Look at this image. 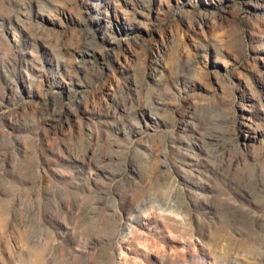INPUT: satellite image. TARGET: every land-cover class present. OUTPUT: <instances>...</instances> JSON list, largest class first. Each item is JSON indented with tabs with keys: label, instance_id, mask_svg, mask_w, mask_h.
<instances>
[{
	"label": "rangeland",
	"instance_id": "obj_1",
	"mask_svg": "<svg viewBox=\"0 0 264 264\" xmlns=\"http://www.w3.org/2000/svg\"><path fill=\"white\" fill-rule=\"evenodd\" d=\"M123 255L264 264V0H0V264Z\"/></svg>",
	"mask_w": 264,
	"mask_h": 264
},
{
	"label": "bare ground",
	"instance_id": "obj_2",
	"mask_svg": "<svg viewBox=\"0 0 264 264\" xmlns=\"http://www.w3.org/2000/svg\"><path fill=\"white\" fill-rule=\"evenodd\" d=\"M170 207H171V206H170ZM176 208H177V207H176ZM155 210H156V209H155ZM158 210H160V209H158ZM165 210H166V209H165ZM162 212H163V211H162ZM156 213H157V212H156ZM159 213H160V212H159ZM159 213H158V214H159ZM171 213H172V212H171ZM146 214H147V213H146ZM160 214H161V213H160ZM163 214H164V213H163ZM163 214L158 215L159 218H161V219H165V218H167L166 216L169 215V214H167V213H166L167 215H166V214L163 215ZM155 215H156V214H154V212H151V214H150V215L148 214L147 217H145V219H147V221L149 222L150 220H152L150 217H154ZM169 216H171V214H170ZM156 218H157V217H156ZM169 218H170V217H169ZM171 218H174V217H171ZM161 219H160V220H161ZM167 219H168V218H167ZM158 220H159V219H158ZM158 220H154L153 222H154L155 224L158 225V224H159ZM160 220H159V221H160ZM168 220L170 221L171 219H168ZM172 220H173V219H172ZM164 221H165V220H164ZM160 222H161V221H160ZM163 223H164V222H163ZM164 226H165V225H164ZM128 228H129V230H128V234L130 235V234L133 232V226H129ZM169 234H171V232H170L169 229L167 228L166 235H167L168 238H171V235H169ZM145 246H147V245H145ZM153 246H154V245H153ZM147 247H148V246H147ZM149 247H150V246H149ZM149 247H148V248H149ZM133 248H135V249H134V250H135V254H141V255H143V257L146 258L145 260L150 259L152 255H155V253H154L155 250L153 251V248H154V247L152 248V250H150V248L148 249V248H145V247H143V246H142V247H139V245H138V246H135V245H134ZM160 248H162V247H160ZM157 249H158V247L156 248V255H157ZM162 249H163V250H162V252H163L165 249H164V248H162ZM158 250H159V252H160V249H158ZM167 250H168V249H167ZM167 250H166V251H167ZM191 250H192V249H191ZM224 251H225V250H224ZM159 252H158V254H160ZM165 253H166V252H165ZM224 253H225V252H224ZM171 254H172V253H171ZM171 254H170V255H171ZM172 255H173V254H172ZM176 255L179 256L178 253H177ZM176 255H175V256H176ZM214 255H216V254H214ZM225 255H227V253H226ZM225 255H224V257H223L224 259H225V257H226ZM124 256H125V255H123V257H122L121 260H120V261H121V264H126V257L124 258ZM166 256H167V255H166ZM180 256H181V255H180ZM182 257H184V256H182ZM175 258H176V257H175ZM205 258H206V261L209 262L208 264H222L221 261H222L223 258H219V257H218V258H214V257L211 256V255H210V256H206ZM135 259H136V258H135ZM178 259H179V258H178ZM226 259H227V257H226ZM157 260L159 261L160 264H172V262H173L174 259H171V258H169V259H165L164 256H161L160 258L158 257ZM227 260H228V259H227ZM133 261H134V260H133ZM128 262H129V261H128ZM128 262H127V263H128ZM224 262H225V261H224ZM134 263H137L136 260H135ZM130 264H131V263H130ZM227 264H228V263H227Z\"/></svg>",
	"mask_w": 264,
	"mask_h": 264
}]
</instances>
